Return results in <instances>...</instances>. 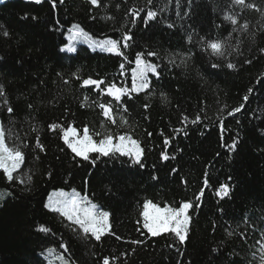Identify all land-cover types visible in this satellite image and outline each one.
<instances>
[{
    "label": "trees",
    "instance_id": "1",
    "mask_svg": "<svg viewBox=\"0 0 264 264\" xmlns=\"http://www.w3.org/2000/svg\"><path fill=\"white\" fill-rule=\"evenodd\" d=\"M100 2L95 7L89 0H57L53 7L52 0H0V83L14 108L8 114L0 101V123L9 147L28 145L25 162L13 174L15 182L0 169V264H64L61 256L69 264H103L105 256L110 264H260L264 53L259 49L264 48V32L253 43L245 33L233 31L238 26L224 16L234 12L256 31L258 22H264L261 14L231 0H153L147 7L146 0ZM255 2L264 8V0ZM133 7L145 8L141 17L147 8L163 11L155 20L132 23L128 9ZM75 25L93 38L120 41L128 32L133 39L120 49L123 55L86 44L72 53L61 51ZM216 40L224 44V56L207 47L206 42ZM147 51L159 53L146 57L159 66V78L150 73V89L115 102L106 94L108 84L131 89L136 56ZM229 62L237 67L228 68ZM89 77L104 84L82 86ZM108 102H113L116 124L98 107ZM241 103L244 108L229 116ZM197 115L201 120L193 123ZM122 116L127 123H121ZM52 123L74 126L80 133L85 125L90 134L127 132L140 141V163L119 153H90V160L99 156L93 166L75 157L62 139V128L49 129ZM37 135L44 151L36 148ZM232 139H238L235 149L226 146ZM225 184L229 191L222 195ZM73 189L109 212L110 230L100 240L45 207L51 192ZM148 200L174 207L192 202L183 243L172 232L153 237L143 227ZM227 231L234 234L229 237Z\"/></svg>",
    "mask_w": 264,
    "mask_h": 264
},
{
    "label": "snow or ice",
    "instance_id": "2",
    "mask_svg": "<svg viewBox=\"0 0 264 264\" xmlns=\"http://www.w3.org/2000/svg\"><path fill=\"white\" fill-rule=\"evenodd\" d=\"M35 3H41L42 0H34ZM57 0H52V6L55 7ZM60 3H63L64 0H59ZM191 4V0H188ZM90 3L95 7H100V0H90ZM233 5L241 6L242 9L251 10L261 14L262 21H264V8H262L255 0L249 2V0H231ZM153 0H146V6L152 5ZM119 7V5H117ZM145 8H129L128 13L133 17L132 23H135L136 19H143L145 23L151 20H155L160 11L153 10L152 8H147L146 15L141 17V12H144ZM35 18V17H34ZM106 19H111L112 17H105ZM224 19L229 21L232 25L238 26L233 28V31L239 30L242 33H245L249 39L255 43V38L259 32H264V22H258V27L256 31H250V24L247 20L243 23H240V17L234 12H226ZM174 25H169L173 27ZM75 28L79 29V25H75ZM79 33L82 35H87L83 32V29H79ZM231 35V33H229ZM4 37H8L9 33L7 31L3 32ZM133 39V36L128 32H124L121 36V40L115 39H105L102 41H94L101 49H106L109 52H119L123 55V52L120 51L121 48H126L129 46L128 42ZM191 40V37H189ZM207 47H209L213 53L219 56H224V44L219 40L206 42ZM67 47L68 51H75L74 47ZM64 48H61L63 51ZM259 51L264 53V48H260ZM159 53L155 51H147L138 53L135 59L136 67L132 69L133 84L131 89H126L124 87H118L115 83H109L106 88V94L114 99L115 102H122L121 98L125 95H131L132 92H140L144 89H150V83L148 79V73L151 72L156 75L157 78L160 76V71H158V65L155 63L149 62L146 57H156ZM170 63H175L174 60H170ZM183 63V61H182ZM244 63L251 64L252 60H245ZM219 65L213 64L212 67H218ZM123 67V65H121ZM227 67L232 69L236 68L237 65L229 62ZM162 71V69H161ZM79 79V77H77ZM101 84H104L103 80L92 79L91 77L85 78L82 80V86H92L95 85L99 87ZM252 92V89H249V93ZM165 100L167 97L165 94ZM249 99L248 95L243 97V100L247 102ZM87 100V97H85ZM0 101H2V106L6 109L8 114L14 113V108L12 107L10 101L7 97V92L3 83H0ZM83 106V105H82ZM244 103H241L239 106L232 108L229 112V116H234L236 113H239L244 108ZM31 109L32 105H28ZM98 107L101 109L102 114L107 118L112 124H116L115 115L113 113V102L100 103ZM120 107V104H117V108ZM150 107L149 104H145L144 108L147 110ZM124 112H127V108H123ZM183 119L187 120L188 117L184 116ZM201 120V117L197 115L192 121L196 123ZM121 123H127L124 120L123 116L121 117ZM221 128L224 127L223 121L220 122ZM58 128H62L63 135L62 139L67 147L75 154V157H80L83 161L90 160V153H98L100 156L111 157L117 153L123 156L134 157L136 163H140L141 156L143 154V149L140 146V141L134 139L133 136L127 132L123 134H114L111 131H105L104 133L94 132L90 134L89 127L85 125L82 130V135H80L78 129L74 126L69 125L64 128L58 123H52L49 125L51 131H56ZM6 128L2 123H0V169L3 170V173L6 174V179L12 182H15L16 177L14 173L20 169L21 165L25 162V151L23 149L27 148L28 145L21 143L20 145H15L9 147L6 143ZM36 131V129H33ZM151 135V133H149ZM93 136L101 137L98 140L94 139ZM165 144L169 143L168 139H165ZM238 143V139H232L231 144L226 145L229 149H235ZM36 148L40 151H44V146L40 142L39 135L36 136ZM163 158L167 160L169 157L166 154H163ZM99 159L97 156L95 159H91L90 162L94 166ZM141 167L143 165L141 164ZM51 176V173H48ZM28 181L32 180L31 176H28ZM20 183H25L24 180H20ZM207 183V181H205ZM229 187L227 184L221 185L220 194L227 195ZM4 193H0V199H2ZM60 198L52 200L51 196L49 197V203L45 207L50 208L53 211L61 212L69 221H73L80 225L84 233H91L96 240H100L101 236L110 230L109 225V212L102 211L97 204L92 203L87 195L80 197L78 193L73 189V194L68 196L63 191L59 193ZM199 199V197H197ZM198 207V205H197ZM144 211L143 215V227L147 229L153 237L160 235L161 233L172 232L183 243L188 234L190 216L189 209L193 208V204L190 201L181 202L177 207H171L165 205L161 208L159 205L153 203L151 200L145 201L143 205ZM151 209V211H149ZM247 219V218H246ZM254 227V225H253ZM48 231V229H42ZM233 231H227V236L231 237ZM264 236V232L261 233ZM241 236H244L241 233ZM132 243H140V241H132ZM60 247L66 248L65 245H60ZM51 253L54 249H48ZM213 251H216L215 249ZM255 255V254H254ZM59 259L64 260V264H69V261L63 256ZM113 260L118 259V257H112ZM260 264H264V246L261 249V255L259 258ZM103 264H110L109 257L105 256L103 258Z\"/></svg>",
    "mask_w": 264,
    "mask_h": 264
},
{
    "label": "rangeland",
    "instance_id": "3",
    "mask_svg": "<svg viewBox=\"0 0 264 264\" xmlns=\"http://www.w3.org/2000/svg\"><path fill=\"white\" fill-rule=\"evenodd\" d=\"M29 1H34V0H29ZM90 1V0H89ZM67 38H68V43L66 45H64L62 48H64V52H69V53H72L74 51H68L67 50V47L65 46H69V47H74L75 50L77 49V47L80 45V44H86L88 45L90 48L92 49H101L99 46H97L96 43H94V41H102V40H105L107 38H93L89 35H82L79 33V30H71L68 35H67ZM106 50V49H104ZM151 72L148 73V76ZM80 133V132H79ZM80 135H82V133H80ZM142 157V156H141ZM134 158V157H133ZM141 160V159H140ZM2 170V169H1ZM19 170V169H18ZM63 191L65 194H67L68 196H71L73 194V190H57V191H53L50 193V195L48 196V200L47 202L49 203V197L51 196L52 200H56V199H59L60 196H59V193ZM76 193L79 194L80 197H83V195H81L79 192L75 191ZM89 199V198H88ZM90 200V199H89ZM91 201V200H90ZM92 202V201H91ZM93 203V202H92ZM95 204V203H94ZM171 206V205H169ZM161 208H163L164 206H160ZM171 207H174V206H171ZM149 211H151V209H149ZM61 213V212H59ZM62 214V213H61ZM63 215V214H62ZM74 221V220H73ZM107 233V232H106ZM104 235V234H103Z\"/></svg>",
    "mask_w": 264,
    "mask_h": 264
}]
</instances>
